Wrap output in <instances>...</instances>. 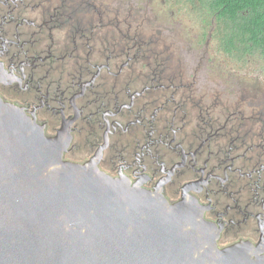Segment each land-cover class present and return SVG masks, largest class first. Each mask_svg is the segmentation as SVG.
<instances>
[{
	"label": "flooded vegetation",
	"instance_id": "flooded-vegetation-1",
	"mask_svg": "<svg viewBox=\"0 0 264 264\" xmlns=\"http://www.w3.org/2000/svg\"><path fill=\"white\" fill-rule=\"evenodd\" d=\"M175 1L160 20L140 0H0V97L67 143L64 160L194 201L219 248L264 255V92L215 71L212 50L240 68Z\"/></svg>",
	"mask_w": 264,
	"mask_h": 264
},
{
	"label": "water",
	"instance_id": "water-1",
	"mask_svg": "<svg viewBox=\"0 0 264 264\" xmlns=\"http://www.w3.org/2000/svg\"><path fill=\"white\" fill-rule=\"evenodd\" d=\"M67 145L0 97V264H264L219 248L198 203L66 161Z\"/></svg>",
	"mask_w": 264,
	"mask_h": 264
},
{
	"label": "trees",
	"instance_id": "trees-1",
	"mask_svg": "<svg viewBox=\"0 0 264 264\" xmlns=\"http://www.w3.org/2000/svg\"><path fill=\"white\" fill-rule=\"evenodd\" d=\"M213 26L217 49L240 69L264 68V0H176ZM213 19V20H212Z\"/></svg>",
	"mask_w": 264,
	"mask_h": 264
},
{
	"label": "rangeland",
	"instance_id": "rangeland-1",
	"mask_svg": "<svg viewBox=\"0 0 264 264\" xmlns=\"http://www.w3.org/2000/svg\"><path fill=\"white\" fill-rule=\"evenodd\" d=\"M144 1L146 5L143 7L150 11L154 16L159 17L160 20H164L166 18L171 19L173 16L176 17V12L174 11H168L169 7L166 6L163 3V0H140ZM185 9V8H183ZM181 17V19H178L180 22L179 24L183 26V30L185 31V34L188 37H194L195 34L198 32L196 31V25L192 22V20L185 15L183 12L178 13ZM173 21V20H172ZM198 30V29H197ZM211 55L215 59V71L217 73H225L232 77L233 80L238 79L241 80L245 85H248L251 89H256L264 92V75H258L255 73H250L249 70H236L234 67H232V70L230 69L229 65L224 66L221 57L217 56V54L212 50ZM230 63L229 59L226 58V61L224 63ZM226 63V64H227ZM232 72H231V71ZM255 71V70H253Z\"/></svg>",
	"mask_w": 264,
	"mask_h": 264
}]
</instances>
